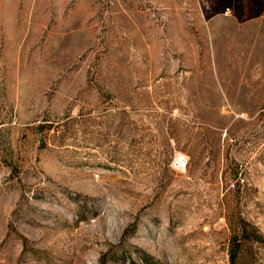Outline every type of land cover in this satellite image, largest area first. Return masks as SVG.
<instances>
[{
    "label": "rangeland",
    "instance_id": "1",
    "mask_svg": "<svg viewBox=\"0 0 264 264\" xmlns=\"http://www.w3.org/2000/svg\"><path fill=\"white\" fill-rule=\"evenodd\" d=\"M229 211L264 234V0H0V264H228Z\"/></svg>",
    "mask_w": 264,
    "mask_h": 264
},
{
    "label": "trees",
    "instance_id": "2",
    "mask_svg": "<svg viewBox=\"0 0 264 264\" xmlns=\"http://www.w3.org/2000/svg\"><path fill=\"white\" fill-rule=\"evenodd\" d=\"M224 217L229 230L228 264H238L245 242L264 241V234L253 223L233 211L225 213ZM129 264H133L132 261Z\"/></svg>",
    "mask_w": 264,
    "mask_h": 264
},
{
    "label": "built area",
    "instance_id": "3",
    "mask_svg": "<svg viewBox=\"0 0 264 264\" xmlns=\"http://www.w3.org/2000/svg\"><path fill=\"white\" fill-rule=\"evenodd\" d=\"M172 162L177 167H183L185 165L186 160L182 154H177L173 157ZM233 185L234 184L232 183V186Z\"/></svg>",
    "mask_w": 264,
    "mask_h": 264
}]
</instances>
